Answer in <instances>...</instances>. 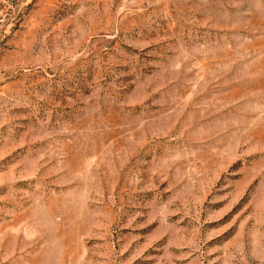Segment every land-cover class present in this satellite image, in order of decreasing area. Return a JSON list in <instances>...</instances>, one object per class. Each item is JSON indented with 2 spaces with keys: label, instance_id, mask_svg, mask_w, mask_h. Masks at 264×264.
Returning a JSON list of instances; mask_svg holds the SVG:
<instances>
[{
  "label": "rangeland",
  "instance_id": "374dc122",
  "mask_svg": "<svg viewBox=\"0 0 264 264\" xmlns=\"http://www.w3.org/2000/svg\"><path fill=\"white\" fill-rule=\"evenodd\" d=\"M0 264H264V0H0Z\"/></svg>",
  "mask_w": 264,
  "mask_h": 264
}]
</instances>
